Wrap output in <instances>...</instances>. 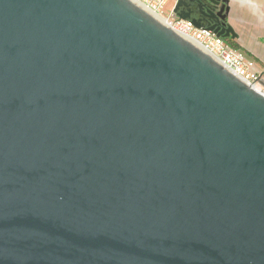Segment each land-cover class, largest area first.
I'll return each mask as SVG.
<instances>
[{
	"label": "water",
	"instance_id": "obj_1",
	"mask_svg": "<svg viewBox=\"0 0 264 264\" xmlns=\"http://www.w3.org/2000/svg\"><path fill=\"white\" fill-rule=\"evenodd\" d=\"M0 264H264V92L133 0H0Z\"/></svg>",
	"mask_w": 264,
	"mask_h": 264
},
{
	"label": "built area",
	"instance_id": "obj_2",
	"mask_svg": "<svg viewBox=\"0 0 264 264\" xmlns=\"http://www.w3.org/2000/svg\"><path fill=\"white\" fill-rule=\"evenodd\" d=\"M138 1L154 14L162 17L165 20L166 25L174 31L184 36L186 39L194 41L199 47L216 58L244 82L251 84L261 91L257 86L260 73L255 70V61L246 56L242 49L232 46L223 37L218 36L212 30L198 28L190 21L176 17L172 11L169 15L164 16L162 10L166 0Z\"/></svg>",
	"mask_w": 264,
	"mask_h": 264
},
{
	"label": "crops",
	"instance_id": "obj_3",
	"mask_svg": "<svg viewBox=\"0 0 264 264\" xmlns=\"http://www.w3.org/2000/svg\"><path fill=\"white\" fill-rule=\"evenodd\" d=\"M174 0L164 7L171 13ZM226 23L232 28L236 47L255 61V70L260 73L258 88L264 92V0H227Z\"/></svg>",
	"mask_w": 264,
	"mask_h": 264
},
{
	"label": "bare ground",
	"instance_id": "obj_4",
	"mask_svg": "<svg viewBox=\"0 0 264 264\" xmlns=\"http://www.w3.org/2000/svg\"><path fill=\"white\" fill-rule=\"evenodd\" d=\"M134 2H136L137 4H139V5H141L142 7H144L145 9H147L150 13H152L156 18H158L160 21H162L163 23H165V20L162 18V17H160L159 15H156V14H154L152 11H150L148 8H146V6H144L140 1H138V0H133ZM166 24V23H165ZM189 40V39H188ZM189 41H191V42H193L194 44H196L194 41H192V40H189ZM197 45V44H196Z\"/></svg>",
	"mask_w": 264,
	"mask_h": 264
},
{
	"label": "trees",
	"instance_id": "obj_5",
	"mask_svg": "<svg viewBox=\"0 0 264 264\" xmlns=\"http://www.w3.org/2000/svg\"><path fill=\"white\" fill-rule=\"evenodd\" d=\"M228 43H230L232 46H236V44L233 42V39L230 38H224Z\"/></svg>",
	"mask_w": 264,
	"mask_h": 264
},
{
	"label": "rangeland",
	"instance_id": "obj_6",
	"mask_svg": "<svg viewBox=\"0 0 264 264\" xmlns=\"http://www.w3.org/2000/svg\"><path fill=\"white\" fill-rule=\"evenodd\" d=\"M168 2V0H166V3ZM166 3L164 4V6L166 5ZM163 13H169V9L166 8V7H163V10H162Z\"/></svg>",
	"mask_w": 264,
	"mask_h": 264
}]
</instances>
